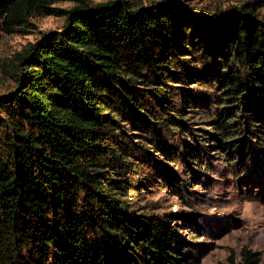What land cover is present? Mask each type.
<instances>
[{"label": "trees", "instance_id": "1", "mask_svg": "<svg viewBox=\"0 0 264 264\" xmlns=\"http://www.w3.org/2000/svg\"><path fill=\"white\" fill-rule=\"evenodd\" d=\"M57 1L0 0V31L64 17L6 69L0 264H200L198 223L141 199L199 198L216 165L264 187V0ZM226 264L264 262L243 246Z\"/></svg>", "mask_w": 264, "mask_h": 264}, {"label": "rangeland", "instance_id": "2", "mask_svg": "<svg viewBox=\"0 0 264 264\" xmlns=\"http://www.w3.org/2000/svg\"><path fill=\"white\" fill-rule=\"evenodd\" d=\"M85 1L91 4L105 0ZM131 1L148 4L156 0ZM182 1L193 9L213 13L233 9L246 0ZM76 2L77 0H62L52 5L66 9ZM63 19L61 14H38L30 17V22L17 31L9 33L0 31V95L7 93L14 86V74L6 70L12 64L14 55L29 43L38 40L44 32L60 27ZM1 113L2 116L5 114L4 111ZM214 171L217 180L210 181L208 186H205L206 189H199L198 191L203 193L197 195L199 198L193 199L190 190L183 194V198H179L160 187L153 186L141 200L147 205L157 207L159 211L178 212L184 214L187 217L185 219L198 223L202 231L200 238L205 240L208 247L201 257L200 264H226L227 256L232 253L238 258L243 246L259 251L261 261L264 262V198L256 193L264 187L255 175L254 184L245 185L240 184L221 166L216 165ZM204 180L202 176L201 182ZM196 187L199 188L197 185ZM189 198L190 200H187ZM189 212L193 216H189ZM185 219L180 221L181 232L184 235L187 233L188 225Z\"/></svg>", "mask_w": 264, "mask_h": 264}]
</instances>
